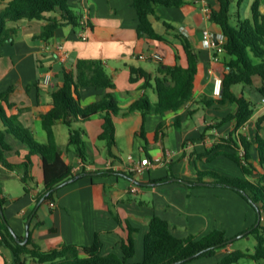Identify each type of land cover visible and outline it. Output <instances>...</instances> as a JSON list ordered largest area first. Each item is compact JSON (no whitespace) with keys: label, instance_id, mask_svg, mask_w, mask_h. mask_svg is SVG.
I'll list each match as a JSON object with an SVG mask.
<instances>
[{"label":"crops","instance_id":"obj_1","mask_svg":"<svg viewBox=\"0 0 264 264\" xmlns=\"http://www.w3.org/2000/svg\"><path fill=\"white\" fill-rule=\"evenodd\" d=\"M184 3L179 8L157 7L156 15L151 17L154 29L165 36L168 44L138 38V18L133 0H69L74 10L81 14L80 26L65 23L49 41L38 39L47 24L45 20L8 23V27L15 28L17 33L11 41L0 46V95L11 89L9 101L16 108L10 110L1 100L0 106L8 117L16 116L18 122L32 132L36 141L47 142L41 116L49 111L53 92L63 84V69L74 68L79 60L99 61L105 66L116 85L115 98L119 109L114 119L116 145L112 149L116 158L109 155L106 143L99 140L102 115L81 126L85 130L83 141L87 148V162L68 147L69 130L64 137V148L60 147L59 127L64 125L54 127L62 157L72 166L77 177L59 188L52 202H36L37 194L43 190L42 161L38 156L32 157L30 176L33 182L30 186L33 189L30 193L24 192L20 181L22 173L8 171L0 163V187L5 201L3 212L16 237L25 240L26 224L33 216L29 237L31 233V241L43 252L60 249L64 245L90 246L98 236L102 254L116 253L121 256L120 244L132 235L136 254L131 262H140L143 259V239L149 231L152 217L157 216L168 222L179 239L199 240L216 229L225 233L228 246L218 250L211 258L186 264H217L234 251L254 252V237L250 233L239 236L252 231L257 213L234 191L210 187L208 181L201 182L206 185L198 184V161L202 164L230 161L223 156L208 160L213 154L207 155V151L234 132L236 121L225 119L235 112V106L226 103L205 108L202 104L203 98L216 100L220 97L221 87L219 93L216 88L218 81L222 83L221 63L224 60L218 44L215 47L203 44V32L209 31L215 38L223 35L206 13L210 11V6L216 5L214 0H184ZM240 3L235 16L239 14L241 19ZM4 4L0 2V9ZM165 23L169 24V29ZM180 36L190 42L201 68L192 100L178 112L165 116L146 114L144 118L141 111L123 116L141 99H147L151 104L157 102L154 88H145L143 79L130 83L131 67H141L152 74L157 69L156 61L139 59L140 55L159 54L165 65L186 66ZM47 75L51 77L49 85L43 82ZM256 85L260 86L259 80ZM234 91H244L245 94L253 90L237 85ZM101 93L102 90L93 87L81 88L82 106L94 103ZM253 104V117L237 132L251 142L256 136V123L264 116V97L256 96ZM160 124L163 132L156 140L147 143L138 136L142 126L147 135H153ZM0 130H5L1 121ZM5 138L12 148L4 154L7 162L23 164L28 148L11 134H6ZM237 152L243 154L241 149ZM252 152L253 164L258 166L254 147ZM145 158L160 162L148 168L142 176L131 174L130 167ZM223 164L225 166L227 162ZM237 169L239 171L233 173V177L242 176ZM102 171L108 173L101 174ZM83 173H86L85 177L80 176ZM169 176H172L169 181L159 183ZM252 237L253 247L248 248L245 243ZM236 245L240 246L236 248ZM0 264H13L11 252L3 247H0ZM26 264L40 263L28 258ZM235 264H264V260L242 259Z\"/></svg>","mask_w":264,"mask_h":264},{"label":"trees","instance_id":"obj_2","mask_svg":"<svg viewBox=\"0 0 264 264\" xmlns=\"http://www.w3.org/2000/svg\"><path fill=\"white\" fill-rule=\"evenodd\" d=\"M5 2L0 9V46L11 41L17 33L15 28H9L8 23L27 21H47L38 39L49 41L54 37L55 31L65 23L73 27L80 26L81 14L74 10L69 0H0ZM216 5L210 6V21L217 25L222 32L223 42L220 51L224 54L223 78L220 97L216 100L203 98L204 107L223 106L229 103L235 106V112L225 121L235 120L236 128L227 138L220 139L218 143L207 151L211 160L213 157L223 156L232 161L242 174L241 177H229L213 171L197 170L198 182L208 181L209 186L217 189H228L237 193L257 213L261 214L260 224L252 229L256 245L254 252L234 251L217 264H235L242 259H251L256 262L264 260V116L256 123V136L253 142L237 132L253 117L255 106L244 91L236 93L234 87H254L264 97V0H254L251 5V18L242 20L239 14L232 23L231 0H214ZM184 0H133V7L138 18V38L147 41L168 44L165 36L154 29L151 17L156 15L157 7L179 8ZM49 16V17H48ZM167 29L169 24H164ZM183 52L186 56L185 67L165 65L157 62L154 74L141 67L130 68V83L135 84L141 79L145 81V88H154L157 102L151 104L147 99L135 102L123 116L134 111L146 114L165 116L176 113L192 100L200 79L201 68L198 65L197 55L193 52L190 42L180 36ZM218 52V53H219ZM151 59V58H150ZM154 61V60H153ZM63 84L53 92L52 105L49 111L41 116L47 142L42 144L36 141L31 131L23 127L16 116L8 117L0 106V121L5 130H0V163L8 171L21 170V183L25 193H30L33 188V179L30 176L32 157L38 156L42 161L43 190L37 194L36 202H52L61 184L73 179L72 166L67 164L62 157L57 144L54 127L64 125L69 130V144L75 154L87 162V148L83 141L85 130L81 127L97 115L103 116L100 141L107 145L109 155L113 158L112 149L115 147L114 119L119 114L116 101V85L108 74L105 66L99 61L79 60L74 68H64ZM153 82V84H152ZM37 87V85H36ZM93 87L102 90L97 100L82 106L80 102V89ZM8 92L0 95V100L12 110L16 105L10 103ZM177 127L179 124L176 122ZM163 132L162 124L158 125L153 135H147L142 126L138 136L145 142L156 140ZM6 134L13 135L18 141L28 148V155L21 165H12L7 162L4 154L12 150L6 141ZM152 138V139H150ZM254 147L257 153V165L253 164ZM231 150L229 152L227 150ZM242 150V155L238 150ZM102 171L101 174H106ZM80 176L85 177L86 173ZM169 176L159 183L169 181ZM0 187V205L2 209L5 201ZM258 220V218H257ZM257 223V221H256ZM23 238L14 236L8 222L4 221L0 213V247L9 250L13 256V264H26L28 258L40 264H186L201 258H211L216 252L226 246L228 241L221 230H213L199 240L194 238H177L167 221L153 216L149 223V231L143 239V259L140 262H131L135 257L136 249L132 235L124 240L119 249L121 256L116 253L102 254V243L98 236L90 246L64 245L60 249L43 252L38 245L31 241V233L26 244L22 245ZM191 258V259H190ZM190 259V260H189Z\"/></svg>","mask_w":264,"mask_h":264},{"label":"rangeland","instance_id":"obj_3","mask_svg":"<svg viewBox=\"0 0 264 264\" xmlns=\"http://www.w3.org/2000/svg\"><path fill=\"white\" fill-rule=\"evenodd\" d=\"M252 2H253V0H243L241 3H240V0L232 1L231 13H232V23L233 24H234V21H235V13L238 11L239 3H240L239 12L241 14V19L245 20V19L251 18V4H252ZM245 88H248V90H253L252 92H250V91H246L245 92V95L251 101L254 102L256 100V96H260V94L256 90L257 85H255L254 87H245ZM196 121H197V118H196ZM59 130H60L59 133H60V137H61V140H59V144H60V147L64 148V146H62V145H63V143L65 141L64 137L66 136V134H68V129L65 126H60ZM98 162L101 163L99 159H98ZM223 162L224 163L227 162V165L224 166ZM192 168H193V166H192ZM197 168L199 170H209V171H213V172H219V173L227 175L229 177H233L235 175L233 173H237V171H239L234 163H232L230 161H225V160H223V161H215V162H213L211 164H202L201 162L198 161L197 162ZM18 172L21 173V170H19ZM255 225L253 226L254 228H255ZM253 243H254V240H253V237H252L249 242L245 243V245L248 248H252L253 247ZM239 246L240 245H236V248H238Z\"/></svg>","mask_w":264,"mask_h":264},{"label":"built area","instance_id":"obj_4","mask_svg":"<svg viewBox=\"0 0 264 264\" xmlns=\"http://www.w3.org/2000/svg\"><path fill=\"white\" fill-rule=\"evenodd\" d=\"M207 13V16L209 17L210 19V11L207 10L206 11ZM203 44L206 45V46H210V47H215L217 44L219 45V48H220V45L222 44L223 42V37L221 38H215V36L210 33L209 31H205L203 32V40H202ZM220 51V50H219ZM139 59H142V60H147V59H150L151 60H154V61H162V56H160L159 54H152L151 56H144V55H140L138 57ZM216 61L218 59H215ZM50 80H51V77L49 75L45 76L44 79H43V82L45 85H49L50 84ZM220 87H221V81H218L217 83V88H216V92L219 93L220 92ZM129 160H131V156H129L128 158ZM160 162V160H156V161H152L148 158H145L143 159L139 164L133 166V167H130V173L133 174V175H136V176H142L146 170L150 167H152L153 165H155L156 163ZM110 169V165L107 166V170ZM51 206H55L54 203H50Z\"/></svg>","mask_w":264,"mask_h":264},{"label":"water","instance_id":"obj_5","mask_svg":"<svg viewBox=\"0 0 264 264\" xmlns=\"http://www.w3.org/2000/svg\"><path fill=\"white\" fill-rule=\"evenodd\" d=\"M73 181V179H71V180H69V181H67V182H65V183H63V184H61L60 186H58V187H56L54 190L56 191V190H58L59 188H61L62 186H64V185H66V184H68V183H70V182H72ZM173 181H178V182H182V183H185V184H188V182H186V181H183V180H180V179H173ZM199 185H206V184H204V183H198ZM0 213H1V216H2V218H3V220L6 222V218H5V216H4V212H3V209H2V206L0 205ZM32 217L33 216H31L30 218H29V220H28V222H27V224H26V238H25V240L23 241V242H20L22 245H24V244H26L27 243V241H28V238H29V230H30V223H31V220H32ZM261 214L258 212V220H257V223H256V225H255V228L260 224V221H261ZM10 230H11V232L13 233V231H12V229L10 228ZM248 233H250V231H248V232H246L245 234H243V235H241V236H239V237H242V236H244V235H248ZM14 234V233H13ZM14 236H15V234H14ZM230 243H231V240L229 241ZM191 259V258H190ZM189 259V260H190Z\"/></svg>","mask_w":264,"mask_h":264}]
</instances>
